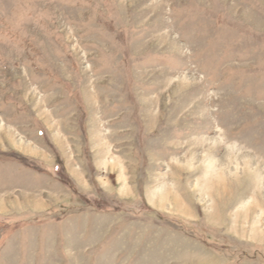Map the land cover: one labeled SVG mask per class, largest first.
Segmentation results:
<instances>
[{
    "label": "rangeland",
    "instance_id": "374dc122",
    "mask_svg": "<svg viewBox=\"0 0 264 264\" xmlns=\"http://www.w3.org/2000/svg\"><path fill=\"white\" fill-rule=\"evenodd\" d=\"M0 264H264V0H0Z\"/></svg>",
    "mask_w": 264,
    "mask_h": 264
},
{
    "label": "bare ground",
    "instance_id": "6f19581e",
    "mask_svg": "<svg viewBox=\"0 0 264 264\" xmlns=\"http://www.w3.org/2000/svg\"><path fill=\"white\" fill-rule=\"evenodd\" d=\"M104 145H106V143L105 142H103V141H98V149L99 150H101L102 148L101 147H103ZM114 162V161H113ZM108 164H109V161L107 162ZM107 163L106 164H103L104 166L105 165H107ZM116 163V162H115ZM112 166H117V164H112ZM123 171V170H122ZM211 172V171H210ZM207 174V173H206ZM121 177V175L118 177V178H120ZM217 179H219V178H217L216 176L214 177V175L212 176V175H209V180H210V182H212V180H217ZM120 180H121V178H120ZM198 185H200V184H198ZM201 188V185L199 186V189ZM199 189H197V190H199ZM164 191H163V189H157L156 187L152 190V192L150 191V193H149V199L151 200V202H154V199L153 198H156V202H157V204L160 206L163 202H164V200H165V196H164ZM167 194V193H166ZM167 196V195H166ZM167 198V197H166ZM166 201V200H165ZM248 205V204H247ZM179 208H181V203L177 200L176 201V210L177 209H179Z\"/></svg>",
    "mask_w": 264,
    "mask_h": 264
},
{
    "label": "crops",
    "instance_id": "0c3cea01",
    "mask_svg": "<svg viewBox=\"0 0 264 264\" xmlns=\"http://www.w3.org/2000/svg\"><path fill=\"white\" fill-rule=\"evenodd\" d=\"M89 146H91V142H89ZM91 150V149H90ZM19 166H21V165H18V166H15V169H17ZM14 166H12V168H13ZM25 168H27L28 170H29V168L27 167V166H24ZM27 170V171H28ZM30 171V170H29ZM32 175H35L36 174V172H30ZM84 175L82 174V179L83 180H85V177H83ZM72 177V176H71ZM73 178V177H72ZM86 182V184H88L87 183V181H85ZM127 184V183H126ZM33 193V192H35V191H25L24 193H26V194H30V193ZM114 259H115V257H114ZM108 260V263H109V259H107ZM111 260V259H110Z\"/></svg>",
    "mask_w": 264,
    "mask_h": 264
}]
</instances>
